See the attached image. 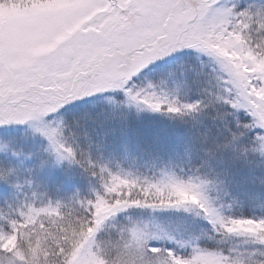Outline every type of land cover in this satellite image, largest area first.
Instances as JSON below:
<instances>
[{
    "label": "snow or ice",
    "instance_id": "obj_1",
    "mask_svg": "<svg viewBox=\"0 0 264 264\" xmlns=\"http://www.w3.org/2000/svg\"><path fill=\"white\" fill-rule=\"evenodd\" d=\"M0 264H264V0H0Z\"/></svg>",
    "mask_w": 264,
    "mask_h": 264
},
{
    "label": "trees",
    "instance_id": "obj_2",
    "mask_svg": "<svg viewBox=\"0 0 264 264\" xmlns=\"http://www.w3.org/2000/svg\"><path fill=\"white\" fill-rule=\"evenodd\" d=\"M69 188L71 187V186H68Z\"/></svg>",
    "mask_w": 264,
    "mask_h": 264
}]
</instances>
